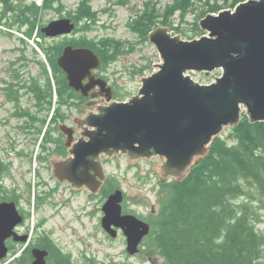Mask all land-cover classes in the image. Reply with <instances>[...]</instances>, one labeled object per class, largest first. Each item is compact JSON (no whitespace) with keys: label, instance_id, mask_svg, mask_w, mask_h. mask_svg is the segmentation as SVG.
<instances>
[{"label":"water","instance_id":"water-1","mask_svg":"<svg viewBox=\"0 0 264 264\" xmlns=\"http://www.w3.org/2000/svg\"><path fill=\"white\" fill-rule=\"evenodd\" d=\"M207 35L192 41L171 36L166 28L149 35L160 54L154 69L136 74L141 86L123 101L112 102V87L94 71L100 58L88 47L67 44L57 58L68 86L91 99L104 97L107 106L101 114H91L69 164L60 163V178L74 180L70 171L86 167V158L108 149L129 152L133 156L163 157L164 170L185 177L191 165L203 157L212 142L227 126L240 121L241 107L251 122L264 121V0H247L234 10L208 14L199 21ZM75 23L69 17L48 22L41 31L49 38L71 34ZM30 43H32L30 41ZM34 48L42 54L36 45ZM43 55V54H42ZM222 70L216 81L202 85L194 82L188 71ZM89 105V104H87ZM100 107V106H99ZM98 107V108H99ZM122 191L116 190L104 204L102 224L121 227L130 255L138 251L150 226L132 214L121 215ZM13 203L0 205V260L6 256L5 240L13 234L19 220ZM36 264H44L42 257Z\"/></svg>","mask_w":264,"mask_h":264},{"label":"trees","instance_id":"trees-1","mask_svg":"<svg viewBox=\"0 0 264 264\" xmlns=\"http://www.w3.org/2000/svg\"><path fill=\"white\" fill-rule=\"evenodd\" d=\"M1 1L3 7H11L9 0ZM53 1L43 0L41 8L35 3L20 4L11 21L0 13V24L10 30L16 26V33L22 36L19 40H32L45 57L38 60L40 72L30 76V95L34 106L47 108V115L49 111L57 112L71 98L81 97L68 86L57 65L65 45L92 49L100 58V70L119 55L132 51L125 41L112 37L95 40L83 35L60 41L56 39L60 36L48 38L38 20L42 8L53 6ZM194 1L206 5L210 13H218L225 6L233 8L247 0H181L179 9H188ZM157 12L151 6L132 18L128 26L146 40L158 23ZM170 13L163 15L161 24H169ZM68 17L75 23V31L86 33L96 22L97 14L87 0H82L76 12ZM172 29L181 31L178 26ZM33 51L37 54L34 47ZM7 90L13 89L9 86ZM229 127L231 143L218 135L185 177L161 188L164 193L158 200V213L145 241L150 243L146 254L162 258L159 264H264V230L256 228L258 210L247 200H253L255 194L259 198L264 196V121L251 122L242 115L236 125Z\"/></svg>","mask_w":264,"mask_h":264},{"label":"flooded vegetation","instance_id":"flooded-vegetation-1","mask_svg":"<svg viewBox=\"0 0 264 264\" xmlns=\"http://www.w3.org/2000/svg\"><path fill=\"white\" fill-rule=\"evenodd\" d=\"M13 78L14 82L15 80L18 82L15 84L10 82L4 90L7 101L14 105L11 118L21 119L23 122L13 126L9 118L0 120V129L9 127L11 131H16L14 135L8 129L2 131L0 135V205L13 203L19 220L12 229L13 234L5 240L6 256L0 260V264H36V254L42 257L44 264H132L129 259L142 254L144 243L152 230V220L159 208L156 210L151 206L150 212L141 213L127 206V193L123 186L127 183V169L135 168L131 177L135 178L140 188L154 180L159 197L164 193L161 188L173 181H179V176L171 175L164 170L166 160L161 156L153 155L147 158L130 155L128 151L108 149L87 156L85 171L83 167L70 171L75 178L73 181L60 178L57 174L69 172H59L57 165L69 164L75 158L73 150L82 140L88 141L84 133L92 131L87 125L88 116L101 114L104 106L97 108L98 99L91 103L89 97L84 98L80 92L75 91L76 96H81L80 99L73 97L65 104L68 110L75 109V114L68 115L61 108L57 112L49 111L43 124L44 118H35L34 115L47 111L46 107H30L29 111L18 105L19 94L15 86L19 85L23 89L22 97L28 101L30 80L21 83L16 74ZM107 84L112 87L113 94L114 86L109 84L108 80ZM9 86L13 89L10 92L7 90ZM81 105H86L90 109L84 110ZM35 142L38 150L34 153V160L35 164L38 160V168L37 171L33 170L34 174L30 176V160L33 158L32 148ZM121 157L130 168L121 171L119 162ZM142 162L147 163L145 169L141 168ZM111 165L117 169L116 172L108 170ZM116 190L122 191L121 215L132 214L150 226L149 234L143 237L134 255L127 252V239L121 227L112 224L105 229L102 224L104 204ZM46 208L51 211L43 216ZM52 214V217L60 219L64 226H67L66 222L68 225L76 222L82 227L90 223L92 232H88L87 237L96 243L99 240L98 230L106 240L114 241L120 238L124 242L121 253L125 259L119 261L108 259L104 262L99 261L95 255L86 254L90 251L91 245H86L87 241L75 235V231L72 230V235L82 241L81 250L85 253L81 258L75 257L72 252L61 246L59 240L53 236L52 229H46V223Z\"/></svg>","mask_w":264,"mask_h":264},{"label":"rangeland","instance_id":"rangeland-1","mask_svg":"<svg viewBox=\"0 0 264 264\" xmlns=\"http://www.w3.org/2000/svg\"><path fill=\"white\" fill-rule=\"evenodd\" d=\"M57 1V2H56ZM82 0H54L53 6L48 8H42L41 14L39 16L38 24L46 25L48 22L58 19L61 17H68V14H73L76 12V9L79 3ZM93 10L97 14L96 22L93 24L90 29L83 33L82 31H75L69 35L60 36L57 41H60L64 38H80L85 35L87 38H95V40L102 39L105 37H112L125 41V44L128 47L132 48L131 52L124 53L119 55V57L112 63L107 64L103 70L97 69L96 75L99 77L108 80L109 84L113 85L114 93L112 95V102L114 101H123L125 99L131 98L136 91L141 86L139 79L136 74L145 75L151 72L154 67L153 64L157 63L160 60V54L157 51L155 45L149 41V35L152 31L157 28H166L167 32L171 36H176L183 41H192L199 39L204 35H207V32L202 30L199 25V21L204 19L208 14H218L210 13L207 10V6L203 5L200 2H193L192 5L186 10L179 9V3L181 0H87ZM0 2H2L0 0ZM10 8L7 6L3 7V4L0 3V13H5L6 19L8 21L12 20V15L18 11V6L20 4L32 3L31 0H9ZM24 2V3H23ZM35 2V1H34ZM36 3V2H35ZM39 4L43 5V0H39ZM238 5V4H237ZM14 6V7H13ZM155 7L159 12L158 14V23L149 32L147 39L144 40L139 37L135 32H132L128 23L132 18H135L137 14H141L142 11L148 9L149 7ZM11 10V11H9ZM171 11L170 15H167L168 23L167 26L161 24V20L164 18V14ZM225 10H234L233 8L225 6L220 11ZM3 11V12H2ZM160 16V17H159ZM3 17V15H2ZM1 23V22H0ZM174 26L181 28V31H176L172 29ZM22 27V29H24ZM16 26L13 27V30L6 28L0 24V120L9 118L10 123L13 126L20 124L23 120H18L16 118H11V113L14 111V105L12 102L7 101L6 91L4 90L7 87V84L17 83L14 76L17 73L19 81L21 83L28 82L31 75H36L40 72V66L38 60L43 59V56L37 51V54L33 51V44H31L27 39L24 42L19 40V37L22 38L21 34L16 33ZM34 35L35 32H34ZM46 36V35H45ZM36 40L39 42H44L40 37H36ZM51 41L50 39H46ZM44 43H47L45 41ZM40 49V48H39ZM187 75L191 79L202 85H208L211 82H215V77H221L222 70L216 69L211 72H195L188 71ZM18 88L19 100L18 105L23 109H28L34 106V100L31 95H29L28 101L22 97L23 89L16 85ZM54 100H57V96H54ZM99 106H107L108 103L104 97L98 98ZM82 108H87L86 105H81ZM97 106V108L99 107ZM54 107L57 108V102H55ZM62 111L66 114L71 115L75 114L76 110H68L65 105L59 106ZM55 112V111H54ZM47 111H41L37 118H45ZM247 115L245 108L241 107V114ZM231 127H225L222 132L219 134L223 139H227L228 143H231L233 140L230 138ZM9 127H3L0 129V135L2 131L8 130ZM11 131V129H9ZM14 135L16 134L15 130L11 131ZM37 142H35L32 149L33 158L30 160V176L34 174L33 170L37 171L38 160H34L35 151L38 150ZM117 161V160H116ZM121 171L127 167V162L124 158H119ZM147 167L146 162H142V169ZM108 170L116 172L117 169L113 168L111 165ZM127 183L123 186L127 193L128 203L127 206L133 208L141 213L150 212L151 206L157 210L158 205V195H157V186L155 181L151 180L147 182L142 188L136 183L135 178H132L131 175L135 168L127 169ZM256 196V197H255ZM254 199H247L256 210H258L256 228L259 230H264V196L259 198L255 194ZM50 209L46 208L43 216H46L50 213ZM46 223V229H52L54 232V237L59 240L61 246L66 250L74 254L75 257L81 258L82 254H85L81 250L82 241L76 236L72 235V230L75 231V235L84 238L87 242L86 245H91L90 251L86 254L95 255L99 261H119L124 260L125 256L123 253L124 242L118 238L114 241L106 240L101 231L98 230L97 238L98 242H94L93 239L87 237L88 232H92L90 223H86L83 227L80 224L74 222L71 225L66 222L64 226L63 222L55 217H52ZM67 216V215H66ZM70 216V214H69ZM67 216V218H69ZM149 242H145L143 246V252L138 257L130 258L129 261L132 264H159L162 261V258L156 256H149L146 254V248L149 246ZM145 249V250H144ZM146 254V257H144ZM82 263V259H80ZM83 264V263H82Z\"/></svg>","mask_w":264,"mask_h":264},{"label":"built area","instance_id":"built-area-1","mask_svg":"<svg viewBox=\"0 0 264 264\" xmlns=\"http://www.w3.org/2000/svg\"><path fill=\"white\" fill-rule=\"evenodd\" d=\"M32 1H35V2H36V5L39 6V7L41 8L42 5L38 3L39 0H32Z\"/></svg>","mask_w":264,"mask_h":264},{"label":"bare ground","instance_id":"bare-ground-1","mask_svg":"<svg viewBox=\"0 0 264 264\" xmlns=\"http://www.w3.org/2000/svg\"><path fill=\"white\" fill-rule=\"evenodd\" d=\"M75 30V29H74Z\"/></svg>","mask_w":264,"mask_h":264}]
</instances>
